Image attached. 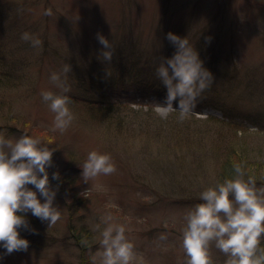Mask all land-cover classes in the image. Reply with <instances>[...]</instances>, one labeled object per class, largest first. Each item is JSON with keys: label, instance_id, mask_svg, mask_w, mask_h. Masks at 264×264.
<instances>
[{"label": "rangeland", "instance_id": "1", "mask_svg": "<svg viewBox=\"0 0 264 264\" xmlns=\"http://www.w3.org/2000/svg\"><path fill=\"white\" fill-rule=\"evenodd\" d=\"M48 8L50 17L44 15ZM24 32L36 35L42 48L21 40ZM169 32L188 37L215 77L183 122L178 112L161 117L156 111L167 89L155 69L161 57L170 58L176 50L166 38ZM97 33L112 44L111 64L98 59L103 46ZM66 63L72 68L66 80L75 119L67 131L52 132L54 114L40 93L59 91L49 77ZM0 78L8 79L0 85V132L59 140L50 146L56 150L48 171L52 187L59 186L55 205L61 212L51 227L30 212L18 213L36 231L19 229L30 242L28 250L3 255L6 250L0 247V264H86L90 255L80 238L88 231L95 252V225L109 213L130 230L126 234L136 245L138 264H184L183 216L202 202V191L219 183L221 161L209 153L220 150L216 138L226 147L233 135L198 120L239 123L251 135L234 138L248 143L253 164H264V0H0ZM89 101L115 112L122 126L112 116L90 117ZM111 104L116 107L107 108ZM12 120L20 122L17 127ZM164 122H170L169 131L161 134L157 127ZM176 125L183 130L172 133ZM93 150L109 154L117 172L97 178L103 190L89 200L79 195L90 187L81 180L79 165ZM55 172L78 177L75 195L64 194L62 177L51 178ZM110 202L118 209L107 208ZM162 233L167 241L157 239ZM211 253L213 264L227 259L214 246Z\"/></svg>", "mask_w": 264, "mask_h": 264}, {"label": "clouds", "instance_id": "2", "mask_svg": "<svg viewBox=\"0 0 264 264\" xmlns=\"http://www.w3.org/2000/svg\"><path fill=\"white\" fill-rule=\"evenodd\" d=\"M44 15L52 16V9L48 8ZM96 38L103 46L98 59L111 64L112 44L102 33H97ZM166 38L176 50L170 58L161 57L155 69L156 79L167 89L164 104H158L156 111L161 117L178 112L177 118L183 122L193 114L197 100L211 88L215 77L204 67L188 37L169 32ZM211 39L205 38L207 43H211ZM21 40L34 49L42 48V41L29 32L22 33ZM71 71V65L66 63L60 73H51L49 79L59 91L40 93L54 114L52 132L67 131L75 119L67 95L71 89L66 78ZM177 102L178 106L174 107ZM49 145L50 142L42 143L27 132L19 138L0 132V247L6 250L3 255L28 250L30 242L21 238L19 229L36 231L26 216L18 213L30 212L49 227L61 219L60 208L55 205L59 186L52 187L48 171L53 166L56 149ZM79 167L81 180L90 184L79 195L89 200L94 192L103 190L95 183L97 178L117 172L112 157L96 150L90 151ZM233 172V178L202 191L199 195L202 202L184 214V264H213V246L227 257L224 264H264V186L257 187L256 178L248 174L242 164H233ZM51 178L61 180L60 173H52ZM106 207L118 209V205L111 202ZM164 226H169L167 221ZM94 231L99 233V248L95 252L86 241L82 242L89 247L91 264H138L139 254L126 234L130 230L125 224L113 222L109 213L99 217ZM157 239L167 241L168 236L162 233Z\"/></svg>", "mask_w": 264, "mask_h": 264}, {"label": "trees", "instance_id": "3", "mask_svg": "<svg viewBox=\"0 0 264 264\" xmlns=\"http://www.w3.org/2000/svg\"><path fill=\"white\" fill-rule=\"evenodd\" d=\"M7 75H8V79H9V74H7ZM6 78H4V79L0 78V85L3 86V83L5 82V80H8ZM71 101H72V99H71ZM115 105L116 104L107 105L108 106L107 108H110V107H113L114 108V107H116ZM85 106L88 109V114L91 115L90 117L112 116L113 119H111V120H113V123L117 124V120L114 117L115 112H106L108 110H103L104 107H101L98 103H95L94 104V103H92L90 101ZM126 112H128V110H125V113ZM130 112L131 113H133V112L134 113H138L137 111H134V110H130ZM137 116H139V115H137ZM198 121L201 124H203V125L204 124L208 125L209 123H213L212 126H215V127L220 128V129H222L224 131H228V132L233 133V135L231 137V141H226L225 142L227 144L226 147L223 145V143H222L223 141L222 140H220L218 138L219 139V141H218V139L216 138L215 143H216V145L219 146V149L220 150L219 151H216L218 149V148H216L214 150V152H210V151H209L210 153L208 152L209 154H212V156L213 155H217L219 157L220 161H221L219 163L220 164V173L218 174V182L219 183L220 182H223V180L226 179V178H233V176H234L233 164H242L244 166V168H245V171L248 174L253 175L256 178V182H262V183H264V164L263 165L262 164L261 165H258V164L255 165V164H253V162H251L252 160L249 159V157H250L249 156V151H248V148L246 147V146H248L247 145L248 143L245 142V141H243V140H241V141H239V142H241V144H240L238 142V140L234 138V135L237 136L239 134L251 135V134H248V131H246V129L244 127H241L239 125V123H237V122H234V121H225V120H222V119H213V118H211V119L206 120V121H201V120H198ZM12 122H13V125H15L16 127L20 123L17 120H16V122H15V120H12ZM131 123H132V121H131ZM169 123L170 122H168L166 124L164 122V124H162L163 126H161L162 128L157 127L158 131L161 134H165V132L169 131L168 130L169 125H170ZM133 125H135V124H133ZM117 126L120 127L122 125L117 124ZM127 126H128V124H127ZM170 128H171L170 131L172 133L175 132L173 130H179V131H182L183 130V128L180 127V126H178V125H176V128L175 127H170ZM127 129H129V128H127ZM134 129H132V130L129 129L128 131L133 134L135 132V131H133ZM125 130H126V127H125ZM28 132L30 133V131H28ZM31 133L33 134V132H31ZM197 133H200L199 130L195 132V136L196 137H197V135H196ZM35 137L36 136L34 135V138ZM49 138H54V137H52V136H49L48 137V135L45 134V139L44 140H41V142L42 143H49L50 142L51 143V145H49V147H50V146H54L53 143H56L57 144V142L59 141L58 138H57V142H56V139L55 138H54V141H51V140L48 141ZM244 144H246V145H244ZM166 147H168V149H165V150L168 153H170L171 151H169V150L171 148L168 145ZM245 148H247L246 151H245L247 154L244 153V152H241L242 149H245ZM61 174H62V176H61L62 177V182L65 184V187H66V192H64V194H73V195H75L76 194V192H75L76 191L75 190L76 189L75 184H77L76 181H78V177H74L73 174H70L68 172H63ZM90 236H91V234H89L88 231L84 230V232L82 234V237L80 238L81 245L83 246V247L81 246V248L83 250H87V252H88L86 254V256L87 255H90L89 247L88 246H85V244L82 243V242H85L86 241L87 244L90 245L91 244V242H90ZM262 246H264V241H262ZM91 251H92V249H91ZM86 264H91V260L90 259H88V260L86 259Z\"/></svg>", "mask_w": 264, "mask_h": 264}]
</instances>
